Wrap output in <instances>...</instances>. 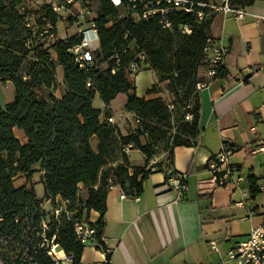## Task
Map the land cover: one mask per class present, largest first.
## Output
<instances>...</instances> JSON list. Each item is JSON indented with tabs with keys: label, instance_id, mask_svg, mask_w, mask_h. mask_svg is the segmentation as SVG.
<instances>
[{
	"label": "trees",
	"instance_id": "1",
	"mask_svg": "<svg viewBox=\"0 0 264 264\" xmlns=\"http://www.w3.org/2000/svg\"><path fill=\"white\" fill-rule=\"evenodd\" d=\"M96 1L93 20L98 45L92 51V62L79 66L70 48L80 42V34L58 38L52 45L33 34V27L47 23L56 32L60 14L45 3L34 8L26 0H0V81H10L14 88L13 98L0 106V264H61L48 254L51 239L77 264L84 244L74 236L73 220L83 219V211H98L100 217L93 224L100 236L109 178L122 190L137 195L154 165L160 171L163 165L172 166L168 160L148 167L157 142L171 140L170 158L174 146L194 145L200 134L195 86L202 81L197 70L206 64L204 47L212 37L208 30L213 10L197 5L191 11L171 10V26L164 27L157 14L148 19L120 16L122 9L110 0ZM196 1L211 4V0ZM253 1L229 0V4L243 7ZM197 11L203 13L201 19ZM181 25H187L189 32ZM140 53L145 67L157 74V83L147 93L158 92L164 83L171 109L161 97L136 95L128 68L139 61ZM57 65L63 72V93L59 99L51 94L44 98L39 90L55 85ZM222 74L223 67L218 76ZM95 93L106 105L107 118L110 101L125 93L124 107L136 115V128L123 135L115 125L101 120L100 109L92 105ZM14 127L24 131L25 144L15 137ZM143 134L146 142L141 141ZM93 135L98 139L96 151L90 146ZM127 146L143 155L144 165L129 163ZM36 164L43 172L44 197L59 195L67 200L72 220L64 214L54 220L40 206L41 199L33 189L14 186V175L20 172L29 177ZM79 184L88 190L85 199L79 197Z\"/></svg>",
	"mask_w": 264,
	"mask_h": 264
},
{
	"label": "crops",
	"instance_id": "2",
	"mask_svg": "<svg viewBox=\"0 0 264 264\" xmlns=\"http://www.w3.org/2000/svg\"><path fill=\"white\" fill-rule=\"evenodd\" d=\"M234 8L242 9L243 16L236 18L233 11L213 10L209 35L221 39L228 46V52L221 76L209 79L206 64L198 67L197 77L207 84L198 90L200 134L197 141L190 146H174L170 158L161 162L170 160L173 169L187 173L181 199L175 200L176 192L163 186L165 177L158 165L151 168L137 195L122 190L109 178L100 236L110 249L104 253L94 243L87 242L77 264L104 261L108 264H236L226 258L227 251L246 238L250 228L264 221V190L259 189L264 185V150L249 151L264 144V0ZM62 22L61 19L56 22L60 39L68 37ZM55 79L54 86L39 90L40 96L61 97L64 84L60 65L56 67ZM130 80L137 96L149 99L166 94L163 88L147 93L157 83L156 72L147 67ZM97 97L101 102L94 105ZM115 100L119 102V111L114 106ZM9 101L0 102V106L4 107ZM125 102L126 94L118 93L107 106L112 124L123 135L129 131L127 122L138 120L133 112L125 109ZM92 105L100 109V119L107 120L106 105L98 93H95ZM251 125L256 127L254 132L249 129ZM13 132L21 144L27 142L22 129L14 127ZM224 140L233 146L231 163L246 179L243 184L248 192L246 197H242L239 188L232 183L213 187L205 183L209 177L208 160ZM90 146L97 150L95 135L90 138ZM125 152L131 165L145 164L137 149L127 146ZM154 163L151 158L147 165ZM33 169L35 171L29 177L16 173L13 184L33 189L36 197L41 199L40 206L50 214L55 202L61 198L59 195L44 197L43 172L39 164ZM78 188L79 197L87 198V188L82 184ZM242 199L244 203L239 204ZM99 217V212L93 209L82 213L83 219L93 223ZM211 240L216 242L215 250L209 247ZM56 249L61 264H72L62 249Z\"/></svg>",
	"mask_w": 264,
	"mask_h": 264
},
{
	"label": "built area",
	"instance_id": "3",
	"mask_svg": "<svg viewBox=\"0 0 264 264\" xmlns=\"http://www.w3.org/2000/svg\"><path fill=\"white\" fill-rule=\"evenodd\" d=\"M29 6L37 7L43 3L50 6L53 12L60 14L61 10L68 5H75L81 2L82 5L78 9L77 17L84 19L87 17L84 28H78V34H80V42L73 45L70 48V52L73 54L75 61L79 66H84L86 63L92 62V51L97 47V33L94 25V16L88 6L87 0H26ZM110 2L120 7V16H132L134 18L148 19L150 16L159 15V21L164 27H170L171 23L168 20V12L171 10H185L191 11L195 5L208 6L213 10L233 11L236 18L243 16L244 11L237 9L229 4L228 0H223L220 5L201 3L196 0H110ZM197 17L201 19L203 13L197 11ZM52 25L47 23L42 28L33 27V34L43 36L46 45H52L57 39V33L52 30ZM184 32H189L187 25H181ZM206 54V68L207 76L209 79L216 78L219 70L224 66V61L228 52V46L222 42L221 39L209 37L206 40L204 47ZM139 61L131 62L128 68L129 78H133L135 74L145 67L143 62L144 55L140 53L138 55ZM207 84V81L196 82V90H200ZM165 101L169 109L172 108L171 97L166 92ZM186 119L190 118V115L185 116ZM107 121L112 123V118L108 117ZM251 132H254L256 127L251 125L249 127ZM264 150V144L257 147L250 148V153H256ZM233 151V146L230 141L224 140L221 143L220 149L208 160V172L209 177L205 180V183L209 187L225 185L228 183L234 184L239 188L242 197H246L247 190L243 188V184L246 179L244 175L239 171V168L232 164L230 161V155ZM161 171L164 173L163 186L167 189H171L176 192L175 200L181 199L185 190V180L187 173L179 172L173 169L172 166L163 165ZM259 189L264 190V185H260ZM244 203V199L238 202ZM54 220L61 214H64L66 218L72 220L73 211L68 208V201L60 199L56 201L51 212ZM42 230L47 229L46 222L41 224ZM73 233L76 240L85 244L92 242L102 252L107 253L110 249L103 236H97L96 227L93 222L87 219H75L73 220ZM44 237V234H42ZM211 250L216 249V242L211 240L208 242ZM57 244L50 240L48 254L52 257L55 263L60 261L55 249ZM70 257V255H67ZM226 258L234 260L236 264H264V221L255 227L250 228V231L246 238L240 240L226 253ZM106 261L100 263L105 264Z\"/></svg>",
	"mask_w": 264,
	"mask_h": 264
},
{
	"label": "rangeland",
	"instance_id": "4",
	"mask_svg": "<svg viewBox=\"0 0 264 264\" xmlns=\"http://www.w3.org/2000/svg\"><path fill=\"white\" fill-rule=\"evenodd\" d=\"M87 3H88L89 8L92 11V15L96 16L97 1L96 0H87ZM222 3H223V0H211V4H214V5H220ZM81 5H82L81 2L76 3L75 5H68L64 9H62L60 12V19L63 21L62 22L63 23L62 29H64L65 32L68 34L67 36L78 34V28H84L85 27V22H86L87 17H85L84 19L77 17V14H78L77 12H78V9L81 7ZM34 8H36V7H34ZM210 9H212V8H210ZM165 86L166 85L164 83H160L159 89L165 88ZM13 96H14V88H13L12 83L8 82L6 85H4L3 83H0V102L3 103L4 101L11 100L13 98ZM161 98L163 100H165L166 94L164 93ZM98 102H101V101H99V99L97 97L93 101V104L97 105ZM192 102H193V98L191 101V105H192ZM118 103H119L118 100L114 101V106L117 108V111L121 110L120 108H118ZM189 119L185 118V120H189ZM128 123H129V131L128 132H131L136 128V126L138 124V120L137 121L133 120V122L128 121L127 124ZM132 125L134 127H132ZM140 138H141L142 142L147 141L145 134L141 135ZM170 145H171V140H168V141L162 140V141L157 142L156 145H154V147H153L154 155L151 158L154 159L156 163L162 162V160L167 158ZM151 165H149L148 167H151Z\"/></svg>",
	"mask_w": 264,
	"mask_h": 264
},
{
	"label": "bare ground",
	"instance_id": "5",
	"mask_svg": "<svg viewBox=\"0 0 264 264\" xmlns=\"http://www.w3.org/2000/svg\"><path fill=\"white\" fill-rule=\"evenodd\" d=\"M55 250H57V249H55ZM56 252V251H55Z\"/></svg>",
	"mask_w": 264,
	"mask_h": 264
}]
</instances>
